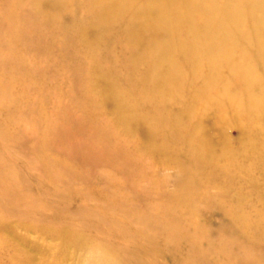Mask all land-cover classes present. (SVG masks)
I'll return each mask as SVG.
<instances>
[{
  "label": "bare ground",
  "instance_id": "obj_1",
  "mask_svg": "<svg viewBox=\"0 0 264 264\" xmlns=\"http://www.w3.org/2000/svg\"><path fill=\"white\" fill-rule=\"evenodd\" d=\"M28 1L29 6L36 12L46 15V23L59 20V9H63V6L71 7L70 12L77 6L76 3L69 6L70 1L64 0ZM133 1L136 0H111L110 6L117 7L112 13L102 6L101 1L89 5L93 15L99 16V19L106 17L108 20L113 16L108 24L101 26V31L97 32L95 26L87 27L84 18L75 20V28L72 31L71 28L60 26V31H66L70 40L69 43L62 42L53 49L60 52L61 58L78 56L79 51L72 50L71 43V40H78V45L80 41L81 47L88 51L89 60L97 66L98 55H108L116 44H121L129 51L126 61L131 71L135 72L146 66L138 78L132 74L127 82L117 88L101 70L95 73L85 71L84 82L90 89L88 98L101 103L108 102L107 105L112 104L109 115H115L121 122V125L118 122L111 129L94 125L92 132L95 134L96 130L104 136L109 135L112 140L116 139L117 141L113 142L114 147L123 148L130 145L133 152H138L137 161L151 159L149 168L155 169L154 167L160 164L165 168L171 166L172 169L178 170L173 184L183 191L180 194L163 190L166 178H152V183L162 188L161 192H158L159 199L155 197L158 206L171 207L170 202L178 208L189 206L185 216L194 218L193 215H197V211H192L195 203L205 202V205L213 210L210 216L217 213L219 220L228 219L226 224L217 226L219 234L229 237L228 242L216 248V252L224 255L223 259H216L215 263H212L209 258L211 253L208 256L205 255L207 252L195 255L192 248L183 253L179 251V247L169 246L167 253L174 262L264 264V0H144L143 4L130 12V17L118 20L126 10L123 7ZM20 5L24 6L22 3ZM10 7L9 20L6 22L9 23L11 39L21 46L20 41L27 38L28 34L33 38L29 31L25 32L23 29L24 23H28V19L22 16L26 8L14 10L11 2ZM29 23L34 29L37 28L33 22ZM123 38L128 39L126 44L121 42ZM50 40V44L55 41L52 36ZM39 42L42 43V39ZM46 42L45 40L44 43ZM33 47L39 51L49 46H43L42 43ZM101 48L105 50L101 52ZM8 58H4L2 63L11 61ZM23 62L18 63L22 65ZM179 64L190 67L187 75L189 83L184 86L178 83L183 76ZM43 72L36 70L34 77H42ZM21 77L25 79L24 76ZM233 86L239 88L235 91ZM125 89L134 91V102L123 97L122 92ZM146 89L148 93L144 94L143 90ZM100 90L104 93L101 94ZM19 96L21 95L17 94V97ZM211 110L215 112L213 117L209 114ZM95 118L94 114L92 119ZM228 127L238 129L236 140L230 139L226 134ZM74 133L75 131L66 125L54 134L44 133L41 143L44 145L47 142L49 147L62 142L73 145L77 135ZM96 136L101 137V134ZM153 136L161 137L163 143L160 145L155 142ZM41 143H34L33 149H38ZM106 144L110 146L109 143ZM89 147L91 156L82 154L79 146L71 149L70 156L79 162L93 163L120 156L113 150L111 154H106L104 151H97L95 147ZM124 172L132 173L126 168ZM218 172L222 184L218 189L215 188L218 191L206 194L196 192V182L210 184L219 178ZM144 173L143 170L138 174L144 177ZM49 179L63 182L56 174H51ZM6 184L3 181L0 186ZM113 184L116 186L114 182ZM21 186L17 179L9 184L14 193H2L0 190L3 201L0 205L1 228L24 225L18 222L21 218L4 222L2 216L6 212L15 211L27 215L35 213L37 202L24 196ZM117 189L124 187L117 185ZM133 193L131 189L127 196L134 197ZM191 195L197 196L190 197ZM111 196L116 206V198H123L117 193ZM8 203L11 204L7 205ZM119 205L123 206L124 200ZM78 207L83 211L88 205L82 204ZM61 210L63 209L60 207L58 213L62 212L64 215L67 212ZM38 211L36 214L41 216L40 219L43 216L59 218V215L51 217L56 209L39 207ZM75 213L69 215L71 223L60 218L55 222L60 226L61 232H56L51 225L47 226L53 229L52 233H49L51 238L61 241L59 258L50 260V264H66L73 256V248L77 253L76 258L79 259L74 260V264H163L158 258L157 261L143 259V252L152 244L137 242L134 237H126L127 225L116 233H109V230L104 229L113 222L112 220L96 221V218H91L86 220L85 226L79 227L72 220L76 217ZM165 221L169 225L168 223L174 220L168 217ZM117 223L122 226L125 221ZM31 225L28 222L26 227H32ZM44 228L47 231V228ZM94 229L105 232L107 240L102 246L94 245L93 241L89 240L86 231L91 232ZM185 239L190 241L191 246L197 241L192 235L186 236ZM235 249L243 251L242 254L246 256L233 259L235 257L231 251ZM130 251L138 254L135 261L128 258ZM8 260L15 264H29V261L24 262L21 254L16 251L12 252L11 256L8 255Z\"/></svg>",
  "mask_w": 264,
  "mask_h": 264
},
{
  "label": "rangeland",
  "instance_id": "obj_2",
  "mask_svg": "<svg viewBox=\"0 0 264 264\" xmlns=\"http://www.w3.org/2000/svg\"><path fill=\"white\" fill-rule=\"evenodd\" d=\"M66 1H70L69 6L73 3L77 4L74 11L70 12L69 8L71 7L63 6V9H59L60 13L58 14L62 18L46 23V15L31 8L28 0H0V183L4 181L6 184L7 182L6 185L0 186L1 192L14 193L9 184L19 179L22 185L20 189L24 196L35 200L39 207L56 209L51 217L59 215L62 221L71 223L69 215L76 212V217L72 220L79 227L85 226L86 220L91 218H96V221L100 219L112 220L113 222L104 229L105 231L109 230V233H116L127 225L126 237L131 239L134 237L137 242L144 241L152 244L143 252V254L145 253L142 254L144 260L157 261L158 258L163 264H177L167 253L169 246H177L183 253L190 248L195 255L207 252L205 255L208 256L211 253L209 258L212 263H215L216 259H223L224 255L216 252V248H220L221 245L228 242L229 237L219 234L217 226L221 223L226 224L228 219L219 220L217 213L210 216V212L213 210L208 208L205 202L195 203L192 210L197 211L196 217L193 215L195 219L185 216V211L189 210V206L178 208L173 206V202H170L171 207H160L156 204L158 202L155 197L159 199L158 192H161L162 188L153 184L152 178H166L163 190L180 194L183 191L173 184V178L177 177L178 170L172 169L171 166L165 168L160 164L154 167L155 169L149 168L151 159L137 161L138 152H133L130 145L123 148L118 146L119 149L114 147L113 142L117 141L116 139L112 140L109 135L104 136L95 130L96 135L101 134V137H97L92 132L94 125L111 129L118 122L121 125V122L115 118V115H109V111L113 108L112 104L107 105L108 102L101 103L88 98L90 89L84 82L85 71L95 73L101 70L117 88L127 82L132 74L138 78L141 70L146 66L140 67L135 72L131 71L128 61H126L129 51L121 44H116L108 55H98L97 66H94L89 60L88 51L81 47L80 41L78 45V40H71L72 50L79 51L78 56L61 58L60 52L53 51V49L62 42L69 43L70 40L65 30L66 33L60 31V26L71 28L72 31L75 28V20L84 18L86 26H95L98 32L101 31V26L108 24L113 16H110L108 20L105 15V18L99 19V16L93 15L89 5L101 1L102 6L106 7L110 13L117 10L116 6L115 8L110 6L112 5L111 0H64V2ZM10 2L14 10H20L21 7L26 8L22 16L28 19V23L24 21L26 23H24L23 29L33 35L32 38L28 34L27 38L20 41L21 46L16 45L11 39L9 23L6 22L9 20ZM143 2L144 0H136L126 4L123 7L126 10L122 12L119 17L121 19L118 18V20H124L122 18L128 17L130 12L137 9ZM21 3L24 6L20 5ZM29 22L36 24L37 28L34 29V26L32 27ZM122 28L123 26L120 27V29ZM51 36L55 40L53 44H50ZM40 39H42L43 46H49L47 49L38 51V48L33 47V45L38 47L39 44H42L39 42ZM45 40L46 43H44ZM126 40L128 39L123 38L121 42L126 44ZM104 50L105 48H101V52ZM8 57L11 61L2 63L3 59ZM9 58L8 60H10ZM18 62L24 64L21 65ZM179 69H182L183 76L178 80V83L184 86L189 83L187 75L190 67L179 64ZM36 70L44 71L41 73L43 76L35 78ZM21 76H24L25 79ZM238 88L239 86H233L235 91ZM143 91L144 94L148 93L147 89ZM133 92L125 89L122 95L134 102ZM102 93L104 92L101 91ZM17 94L21 96L17 97ZM94 114L96 118L92 119ZM209 114L210 117H213L215 112L211 110ZM66 125H69L75 131L74 134H77L73 140L74 146L67 142L50 147L46 145L47 142L44 145L41 143L44 133L54 134ZM225 131L230 139H237L239 131L236 127H228ZM153 140L159 142L160 145L163 143V139L158 136H153ZM36 142L41 144L35 150L32 146ZM106 143H109L110 146ZM78 146L82 154L87 156H91L89 146L93 149L97 148L99 152L104 151L106 154H111L113 150L120 156L100 160L99 163L79 162L70 156L71 149ZM125 168L128 171L131 170L132 173L124 172ZM143 170L145 171L144 177L138 174ZM51 174H56L63 182L50 180L53 179H49ZM218 174L219 172L217 173L219 178L210 184L196 182V192L201 194L215 192L222 185L221 175ZM117 185L123 186L124 189H117ZM129 188L133 189L134 197L127 196L130 192ZM115 193L123 197L116 198L117 206L111 196ZM194 196L197 195L190 197ZM123 200L124 205H119L123 203ZM1 202L3 203L0 197V205ZM58 202L60 204H57ZM82 204L88 205L83 211L78 207ZM37 206L34 208V215L14 211L6 212L2 216L4 222L12 221V218H21L18 222H22L21 224L24 225L14 228L0 227V264H15L8 260V255L11 256L14 251L19 252L24 262L29 261V264H50L53 259L59 258L58 249L61 246V241L51 238L50 234L53 229L47 228V226L51 225L56 232H61L60 226L55 224L60 219L48 216H43L40 219L41 216L36 214L39 213ZM60 207L63 209L61 211H67L64 215L61 214L62 212L58 213ZM88 213H93V215H88ZM168 217L174 220L172 223H168L169 225L165 221ZM82 218L84 219L82 220ZM122 220L125 221V224L120 226L121 223L117 222ZM28 222L32 224V227H26ZM44 227L47 228V231ZM104 230L94 229L91 232L86 231V233L94 245L102 246L107 240ZM191 235L197 240L192 246L190 241L185 239L186 236ZM211 244L213 246H210ZM72 252L73 256L66 261V264H74V260L79 261L74 248ZM231 252L235 257L233 259L246 256V254H242L241 250L235 249ZM136 255H138L136 252L130 251L128 258L135 261ZM83 264L85 263L83 262Z\"/></svg>",
  "mask_w": 264,
  "mask_h": 264
}]
</instances>
